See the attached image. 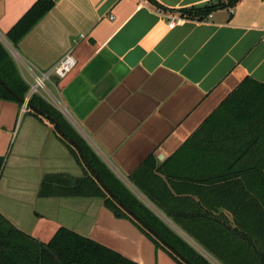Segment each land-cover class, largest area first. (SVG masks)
Here are the masks:
<instances>
[{"label": "crops", "instance_id": "1", "mask_svg": "<svg viewBox=\"0 0 264 264\" xmlns=\"http://www.w3.org/2000/svg\"><path fill=\"white\" fill-rule=\"evenodd\" d=\"M37 1L0 0V34L7 38ZM52 1L13 58L27 81L26 65L46 71L73 51L77 66L53 77L51 88L79 130L42 97L62 120L0 100V213L41 243L66 228L139 264H177L132 218L105 206L90 180L117 196L73 135L177 229L142 189L162 188L161 180L175 196L200 202L184 182L201 174L189 139L243 81L264 83V0ZM214 4L212 17L169 28L186 11Z\"/></svg>", "mask_w": 264, "mask_h": 264}, {"label": "trees", "instance_id": "2", "mask_svg": "<svg viewBox=\"0 0 264 264\" xmlns=\"http://www.w3.org/2000/svg\"><path fill=\"white\" fill-rule=\"evenodd\" d=\"M53 6L52 0L35 3L7 35L14 47ZM217 6L220 4L186 11L183 15L202 19ZM28 90L29 85L20 76L14 59L0 42V100L22 104ZM30 106L61 119L38 95L30 100ZM73 137L90 162H98L105 173L100 174L103 185L117 196L114 199L90 180L97 196L105 200V206L118 218L130 219V214L132 219L138 218L151 231L142 229L147 236L157 246L164 244L163 248L177 264L186 263L175 251L189 264H214L180 233L220 264H264V83L249 78L243 81L189 139L197 143L200 158L195 164L200 166L201 174L187 177L184 182L189 183L191 193L199 196L200 202L175 196L161 180V184L156 183L162 188L154 184L150 189H142L177 229L117 179L79 136ZM2 165L0 158V173ZM0 264L139 263L66 228L60 229L49 243H41L0 213Z\"/></svg>", "mask_w": 264, "mask_h": 264}, {"label": "built area", "instance_id": "3", "mask_svg": "<svg viewBox=\"0 0 264 264\" xmlns=\"http://www.w3.org/2000/svg\"><path fill=\"white\" fill-rule=\"evenodd\" d=\"M232 11V10H231ZM212 17V15H209ZM189 17L187 15H182L177 19H172L169 23V28H174L177 24H180L187 20ZM1 37L3 35L0 34ZM84 37V36H82ZM3 45L10 53L12 58L17 57V47H14L13 44L5 37ZM13 58V59H14ZM77 66V58L74 55L73 51L67 52L53 67L46 71H41L36 69L33 66L26 65L25 69L28 74V80L25 81L29 85L28 93L23 101L21 113H26L30 110V100L38 95L46 100H48L51 104L58 107L61 112L71 121L73 122L70 113L68 110L63 107L61 101L58 97L53 93L51 88L52 78L57 77L59 79L66 78ZM75 125V123L73 122ZM76 126V125H75ZM79 130V128L76 126Z\"/></svg>", "mask_w": 264, "mask_h": 264}, {"label": "flooded vegetation", "instance_id": "4", "mask_svg": "<svg viewBox=\"0 0 264 264\" xmlns=\"http://www.w3.org/2000/svg\"><path fill=\"white\" fill-rule=\"evenodd\" d=\"M129 216V218L131 219V214L130 215H128ZM132 220V219H131ZM134 223H135V225L142 231V233L149 239V240H151L152 241V239H150L148 236H147V234L142 230V229H144L146 232H151L150 230H148V228L140 221V220H137V219H134L133 218V220H132ZM180 235L181 236H183L188 242H189V240L182 234V233H180ZM159 240V239H158ZM160 241V240H159ZM153 242V241H152ZM161 242V241H160ZM154 244H155V242H153ZM162 243V242H161ZM190 243V242H189ZM164 244H162L161 246H157L156 244H155V246H156V248L157 249H159V250H163L165 253H167L168 254V252L163 248L164 246H163ZM203 255H205L204 253H202ZM169 255V254H168ZM170 256V255H169ZM179 256V255H178ZM206 256V255H205ZM171 257V256H170ZM180 257V256H179ZM172 258V257H171ZM182 261H184L186 264H187V262L185 261V260H183V259H181ZM211 261V260H210ZM212 263H213V261H212ZM189 264V263H188Z\"/></svg>", "mask_w": 264, "mask_h": 264}, {"label": "rangeland", "instance_id": "5", "mask_svg": "<svg viewBox=\"0 0 264 264\" xmlns=\"http://www.w3.org/2000/svg\"><path fill=\"white\" fill-rule=\"evenodd\" d=\"M0 39L2 41V43H4V39L5 37H1L0 36ZM184 235V234H183ZM186 237V235H184ZM187 238V237H186ZM189 240V242L193 245V247H195V249L198 251V252H201V253H204L207 257H209V259L211 261H213L214 264H220L219 262L217 261H214L216 260L212 255H210L209 253H207L202 247H200L195 241H193L192 239H190L189 237L187 238ZM209 254V255H208Z\"/></svg>", "mask_w": 264, "mask_h": 264}, {"label": "water", "instance_id": "6", "mask_svg": "<svg viewBox=\"0 0 264 264\" xmlns=\"http://www.w3.org/2000/svg\"><path fill=\"white\" fill-rule=\"evenodd\" d=\"M233 90H235V88H234ZM175 253H176L177 255H179L183 260H185L187 263H189L184 257H182V256L180 255L179 252L175 251Z\"/></svg>", "mask_w": 264, "mask_h": 264}]
</instances>
